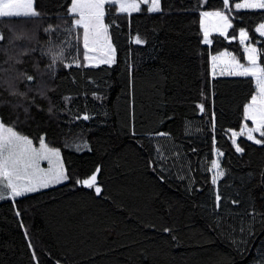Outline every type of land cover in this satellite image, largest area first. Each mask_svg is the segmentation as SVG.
Wrapping results in <instances>:
<instances>
[{"label": "trees", "instance_id": "trees-1", "mask_svg": "<svg viewBox=\"0 0 264 264\" xmlns=\"http://www.w3.org/2000/svg\"><path fill=\"white\" fill-rule=\"evenodd\" d=\"M233 1L159 0L130 14L106 4L115 61L99 66L85 65L81 28L70 31L71 0L0 17V122L59 149L68 177L0 200V264H264V143L229 136L255 82L211 74L220 52L244 60L241 29L264 67V10ZM214 11L232 27L206 45L201 13ZM93 173L99 194L77 183Z\"/></svg>", "mask_w": 264, "mask_h": 264}, {"label": "snow or ice", "instance_id": "snow-or-ice-1", "mask_svg": "<svg viewBox=\"0 0 264 264\" xmlns=\"http://www.w3.org/2000/svg\"><path fill=\"white\" fill-rule=\"evenodd\" d=\"M117 0H71V5L68 8L69 14H77L78 19L72 20V29H83V44H84V59H90L88 52L94 49L90 48V38L93 45L100 42L101 38H106L107 26L103 23L107 9L106 4L115 6ZM143 2V0H141ZM223 6L228 9L230 6V0H223ZM236 9L241 8H258L264 9V0H244V3H235ZM129 9L132 11H139V4L133 0L132 3H127L125 0H120L119 10L120 12H126ZM149 12L159 10V0H151V6L147 9ZM39 13L34 10V0H0V17L4 18H31L38 16ZM201 27L204 33V42L210 43L209 29L205 26V19L209 17H215L218 20V26H214L215 30L220 31L221 35H224L226 29L231 28L229 16L224 11L214 12H202L201 13ZM45 31H49L46 29ZM261 36H264V24H260L256 29ZM3 39V36H0ZM241 43L248 39V33L244 30H240ZM136 43H141L139 39ZM109 52H112L111 45ZM247 53L248 66H244L236 61L235 57L232 58V64L234 70L230 72L231 75H238L243 77H254L257 84L256 93L252 95L251 102L245 105L244 116L246 120H251L255 125L254 128H249L244 125L240 135H243L247 131V138L249 140L255 139L253 132H257L260 136L264 137V67H261L257 63L256 48L248 46L244 50ZM228 55L227 53H220V56ZM218 57H213L215 61ZM102 63L110 64L114 62L113 55L109 54L106 59L101 60ZM77 66L80 65V61H75ZM52 64H55L53 60ZM68 66V65H66ZM52 67V65H49ZM28 81L34 79L33 76H26ZM201 111L203 107L201 106ZM84 119H88L87 116ZM158 135H165L160 133ZM237 133L233 132V137ZM233 143L236 140L233 139ZM255 143L262 144L264 140L255 139ZM33 141L26 136L20 135L15 132L11 127H5L0 123V179L7 181L6 185H0V190L3 187H7L11 191V195L14 197H20L25 193L35 192L37 188H47L51 183H60L62 180H67L68 177L62 171L63 164L60 161V152L58 149L50 148L41 138L39 148L32 146ZM237 152H241L242 149L237 146ZM47 160L49 164L48 170L40 168L39 161ZM213 167H218L216 161H213ZM96 172H99L97 168ZM221 175L223 173H220ZM97 175L93 173L88 179L83 181H77L78 184L83 183L86 187L92 188L96 185ZM215 183V177L213 178ZM97 194L101 189L95 187ZM3 195H0V199H4ZM220 197L217 196V200ZM168 231V229H165Z\"/></svg>", "mask_w": 264, "mask_h": 264}, {"label": "rangeland", "instance_id": "rangeland-1", "mask_svg": "<svg viewBox=\"0 0 264 264\" xmlns=\"http://www.w3.org/2000/svg\"><path fill=\"white\" fill-rule=\"evenodd\" d=\"M125 2L132 3L133 0H125ZM135 2L139 4V7H141L142 5H147L148 7L151 6V0H143V2H141V0H135ZM249 2H251V0H249ZM119 3H120V0H117V2L115 4L118 7V10H119ZM235 3H244V0H234L233 1V8L235 10H262V9H258V8H241V9H236L235 8ZM119 12H120V10H119ZM131 12H132V10L129 9L126 12H120V13L130 14ZM71 15L76 16V19L79 18L77 14H71ZM201 19H202V17H201ZM204 19H205V26L208 27V29H209V37H208V39L211 42L210 36L212 34H219V35H221L220 31L215 30V27H214V26H218V23L219 22H218L217 18H215V17H209V18H204ZM260 24H264V23H259L256 26L255 30L259 27ZM201 29H202V27H201ZM228 29H226L224 35H222V36H225L226 35ZM81 30H82V34H83V29L81 28ZM202 32H203V29H202ZM257 33L260 35L259 32H257ZM262 37H264V36H262ZM227 40L228 41H233L232 38H227ZM238 40H239L240 44L243 46V49L244 50L248 46H251V47L256 48V50H257V52H256V55H257V63L261 67H263V65L259 62V55H258V48H257V46L254 45V44H252V43H250V40L249 39H247L243 43H241L240 32H239V38H238ZM205 44H210V43H205ZM109 45H111V43H110L108 34H106V38L102 37L101 40H100V42L98 44H96V45H93L92 44V41H91V38H90V48L91 49H94V50H91V51L88 52V55H89L90 59L85 60V65L86 66L112 65L114 62L113 63H110V64H105V63H102L101 62V60L102 59H106L109 54L113 55V58H114V61H115V51H114V48L111 45L112 52L110 53L109 52V47H108ZM220 53H227L228 55L220 56ZM220 53H218V54L213 55V56L210 57L211 74H212V76H218V75H222V76H225V77L238 76V75H231V74H229L230 72H232L234 70V65L231 62L232 61V58L234 56L231 53H229L228 51H223V52H220ZM244 54H245V57H244V60L243 61H239L236 58L235 59L240 64H243L244 66H248V61L246 59L247 53L244 51ZM214 56L215 57H218L215 61L213 60V57ZM251 78H253V80L255 82V94H257L256 93V89H257L256 80H255L254 77H251ZM244 125H247L249 128H254L255 127V125L253 124V122L251 120H246L245 123H244ZM5 127H7V126H5ZM242 128L239 131H230L229 132V136L232 139V141H233V139H235L236 142H237V140L239 138H245V139L249 140L247 138V131H245L243 135H240V132H241ZM233 132L237 133V135L235 137H233ZM253 136H254L255 139H259V137H258L259 136V133H257V132H253ZM255 139L249 140V141L255 143ZM32 146L34 148H37L38 149L40 145H34V144H32ZM54 149H56V148H54ZM219 159H220V154L217 153L216 159L214 161L217 162L218 167H213V164H212V173H213V178L215 177V182L221 177V174L220 173H222V171H221V169L219 167ZM60 161L63 164V160H62L61 154H60ZM39 165H40V168L45 169V170H48V168H49V164H48L47 160H40L39 161ZM62 171L66 175L65 169H64V164H63ZM66 181L67 180H62L60 183H51V184H49V186L47 188H37V190L35 192H38V191H41V190H45V189H48V188H51V187H54V186H57V185H61V184L65 183ZM0 184H2V183L0 182ZM35 192L25 193L24 195L32 194V193H35ZM24 195H22V196H24ZM22 196H20V197H22ZM14 198H19V197H14Z\"/></svg>", "mask_w": 264, "mask_h": 264}, {"label": "crops", "instance_id": "crops-1", "mask_svg": "<svg viewBox=\"0 0 264 264\" xmlns=\"http://www.w3.org/2000/svg\"><path fill=\"white\" fill-rule=\"evenodd\" d=\"M135 11H132L131 13H133ZM205 44V43H204ZM211 44V42H210ZM210 44H206V45H210ZM216 77H223L222 75H218ZM225 77V76H224ZM229 77H232V76H229ZM251 102V101H250ZM0 182L2 184L0 185H6L7 184V181L5 179H0ZM0 195H3L5 198L4 199H13L14 197L11 195V191L10 189H8L7 187H3L2 190H0ZM0 200H3V199H0Z\"/></svg>", "mask_w": 264, "mask_h": 264}]
</instances>
